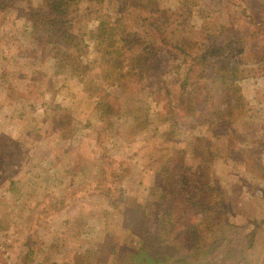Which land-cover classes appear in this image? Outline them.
Listing matches in <instances>:
<instances>
[{
  "label": "rangeland",
  "instance_id": "1",
  "mask_svg": "<svg viewBox=\"0 0 264 264\" xmlns=\"http://www.w3.org/2000/svg\"><path fill=\"white\" fill-rule=\"evenodd\" d=\"M38 2L0 0V264H143L139 214L129 209L139 203L156 227L167 178L202 165L236 228L207 236L192 264H264V61L235 73L246 111L231 123L203 114L163 121L151 103L143 122L119 107L107 117L94 108L101 89L123 102L146 99L160 78L174 82L181 57L166 40L193 37L200 24L201 37L220 24L238 23L240 33L246 21H264V0H81L68 21L85 44L86 71L77 72L31 34L25 6ZM101 16L150 51L126 87L115 76L127 59L113 70L91 39Z\"/></svg>",
  "mask_w": 264,
  "mask_h": 264
},
{
  "label": "trees",
  "instance_id": "2",
  "mask_svg": "<svg viewBox=\"0 0 264 264\" xmlns=\"http://www.w3.org/2000/svg\"><path fill=\"white\" fill-rule=\"evenodd\" d=\"M80 1L39 0L37 4L29 3L25 6L31 34L39 43L52 44L54 59L61 61L65 66H70L74 72L86 71L82 69L80 59L85 52L83 39L68 27L72 9ZM147 1L150 2L146 0V3H141L146 5ZM154 7L157 13L166 12ZM167 22L163 24L168 25ZM245 24V30L240 33L233 28L238 23H232L220 24L218 30L207 37H201L203 24L196 28L193 37L181 33L173 34L166 41L171 43L181 57L177 63L179 71L176 80L174 82L162 78L155 80L146 90V99L126 98L123 102L120 101V97L101 89V95L94 106L97 114L100 117H107L114 107H119L124 112L136 113L139 122H143L145 120L140 117L147 111V103H151L160 110L159 114L162 115L163 121L173 122L178 117L203 114L214 115L222 119V122L231 123L246 111L235 73L242 63L264 61V21L254 23L253 27L247 25L251 24V20ZM116 29L108 18L101 16L95 27L90 30L91 39L95 41V45L103 49L101 55L106 62L111 61L114 64L113 70L119 68L127 59V68L117 72L116 79L141 75L138 69L146 68L150 51L140 45L136 47V42L141 44L144 39L132 38L120 31L117 35ZM77 75L81 81L80 74ZM102 75L105 80L110 76L104 72ZM122 81L126 87L125 80ZM39 95L38 101L46 109L45 93L40 92ZM215 193L206 166L202 165L196 171L181 170L176 179L167 178L156 202V206L162 211L161 217L156 220L159 223L156 227L146 223L149 214L144 212L139 203L129 209L139 214L140 220L133 221L140 225L134 229L140 231L142 247H145L138 250L139 254L145 255L142 256L144 257L142 263L192 264V256L200 254L197 248L204 243L207 236H219L236 228L228 222L225 212L216 207ZM177 229L180 231L178 236H172L173 230ZM161 231L166 236L164 234L161 236ZM168 235L172 239L166 238ZM176 249H180L181 252L177 253ZM159 252L161 256L157 257L156 254Z\"/></svg>",
  "mask_w": 264,
  "mask_h": 264
}]
</instances>
